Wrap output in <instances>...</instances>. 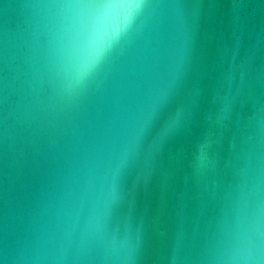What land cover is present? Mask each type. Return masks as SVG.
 Here are the masks:
<instances>
[{
	"label": "water",
	"instance_id": "1",
	"mask_svg": "<svg viewBox=\"0 0 264 264\" xmlns=\"http://www.w3.org/2000/svg\"><path fill=\"white\" fill-rule=\"evenodd\" d=\"M257 221L264 0H0V264H225Z\"/></svg>",
	"mask_w": 264,
	"mask_h": 264
},
{
	"label": "clouds",
	"instance_id": "2",
	"mask_svg": "<svg viewBox=\"0 0 264 264\" xmlns=\"http://www.w3.org/2000/svg\"><path fill=\"white\" fill-rule=\"evenodd\" d=\"M225 264H264V228L259 221L226 250Z\"/></svg>",
	"mask_w": 264,
	"mask_h": 264
}]
</instances>
